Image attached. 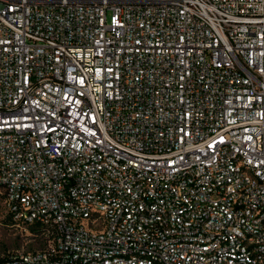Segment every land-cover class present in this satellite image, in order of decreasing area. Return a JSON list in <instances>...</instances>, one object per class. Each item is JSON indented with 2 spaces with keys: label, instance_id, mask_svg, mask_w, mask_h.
<instances>
[{
  "label": "built area",
  "instance_id": "2783aa9c",
  "mask_svg": "<svg viewBox=\"0 0 264 264\" xmlns=\"http://www.w3.org/2000/svg\"><path fill=\"white\" fill-rule=\"evenodd\" d=\"M0 208V264H264V0H0Z\"/></svg>",
  "mask_w": 264,
  "mask_h": 264
},
{
  "label": "rangeland",
  "instance_id": "374dc122",
  "mask_svg": "<svg viewBox=\"0 0 264 264\" xmlns=\"http://www.w3.org/2000/svg\"><path fill=\"white\" fill-rule=\"evenodd\" d=\"M43 246L22 228L13 225L4 209L0 208V258L21 251H34Z\"/></svg>",
  "mask_w": 264,
  "mask_h": 264
},
{
  "label": "trees",
  "instance_id": "16d2710c",
  "mask_svg": "<svg viewBox=\"0 0 264 264\" xmlns=\"http://www.w3.org/2000/svg\"><path fill=\"white\" fill-rule=\"evenodd\" d=\"M32 231H34V228H32Z\"/></svg>",
  "mask_w": 264,
  "mask_h": 264
}]
</instances>
